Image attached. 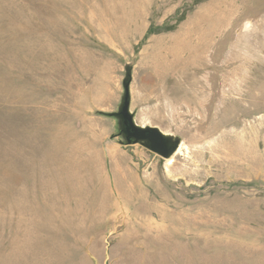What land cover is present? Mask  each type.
Segmentation results:
<instances>
[{"label":"rangeland","instance_id":"rangeland-1","mask_svg":"<svg viewBox=\"0 0 264 264\" xmlns=\"http://www.w3.org/2000/svg\"><path fill=\"white\" fill-rule=\"evenodd\" d=\"M0 264H264V0H0Z\"/></svg>","mask_w":264,"mask_h":264},{"label":"water","instance_id":"water-1","mask_svg":"<svg viewBox=\"0 0 264 264\" xmlns=\"http://www.w3.org/2000/svg\"><path fill=\"white\" fill-rule=\"evenodd\" d=\"M131 97L129 84L125 86V95L120 111L116 114L121 118L123 128L118 136H125L128 144L145 143L149 149L165 159H169L178 151L179 142L171 139L158 127H142L135 122L134 114L130 110Z\"/></svg>","mask_w":264,"mask_h":264},{"label":"bare ground","instance_id":"bare-ground-1","mask_svg":"<svg viewBox=\"0 0 264 264\" xmlns=\"http://www.w3.org/2000/svg\"><path fill=\"white\" fill-rule=\"evenodd\" d=\"M210 28V27H209ZM212 32V31H211Z\"/></svg>","mask_w":264,"mask_h":264}]
</instances>
